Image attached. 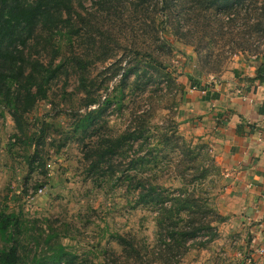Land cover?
<instances>
[{"label":"rangeland","instance_id":"1","mask_svg":"<svg viewBox=\"0 0 264 264\" xmlns=\"http://www.w3.org/2000/svg\"><path fill=\"white\" fill-rule=\"evenodd\" d=\"M252 3L249 11L213 10L199 20L193 0H174L171 12L181 23L198 20L179 39L154 25L162 12L153 5L135 10L126 0H66L58 26L28 47L50 65V80L45 97L23 114L21 129L0 98V213L19 222L20 264H45L57 245L113 264L122 254L117 234L133 235L138 246L156 244L154 212L135 204L136 193L118 178L137 153L151 160L144 173L174 188L194 176L191 147L207 143L214 154L210 141L180 120V108L193 80L208 87L235 65L264 56L261 4ZM83 86L98 102L86 106ZM134 127L142 135L128 140L113 176L97 171L88 148ZM222 173L213 195L225 220L215 224L216 238L191 243L176 264H263L264 255L251 249L264 240L258 198L232 191L233 179Z\"/></svg>","mask_w":264,"mask_h":264},{"label":"trees","instance_id":"2","mask_svg":"<svg viewBox=\"0 0 264 264\" xmlns=\"http://www.w3.org/2000/svg\"><path fill=\"white\" fill-rule=\"evenodd\" d=\"M105 1V0H101ZM136 10L137 6L153 5L156 12L161 13L156 27L169 29L180 39V35L190 32L191 25L198 20H185L191 23H181L174 17L171 8L174 0H126ZM261 6L260 18L257 27L264 35V0H258ZM198 11L199 20L209 11L230 16L239 13L242 9L249 11L252 0H193ZM66 0H0V98L5 102L7 111L19 129H21L23 114L29 111L38 99L45 97V84L50 80V65L33 57L28 52L31 43L38 44L42 33L51 31L58 26L63 14ZM156 16V15H155ZM232 20V18H228ZM154 20V19H153ZM221 27L224 21L217 20ZM263 56V55H262ZM258 57V56H257ZM260 57V56H259ZM264 82V61L256 68L255 77ZM250 79V81H253ZM197 86L196 81L191 82ZM17 87L13 90L12 85ZM199 87H201L199 85ZM202 88V87H201ZM87 95L86 106L98 102ZM13 95L14 100H11ZM108 101V100H107ZM103 103L101 104V107ZM99 111V109H98ZM241 126L236 131L240 133ZM142 133L139 128H128L125 133L117 136H108L94 146L88 148L87 157L97 156L94 166L105 168L110 177L113 176L116 161L124 160L125 146L137 140ZM160 144L162 142H159ZM167 144V143H166ZM209 145L198 142L190 148L194 176L185 182L178 180V186H165L156 176L144 173L146 165L151 162L145 155L133 154L126 162L128 170L119 176L120 183L126 182L127 190L136 193L135 204L142 205L154 212L156 244L150 243L138 246L131 234H117L115 239L121 246V259L112 261L113 264H176L189 249L191 243L204 246L217 236L215 224L225 220L215 205L213 192L218 189L222 179V170L215 161L214 154L208 153ZM184 160H181L183 162ZM177 173V172H176ZM18 221L11 214L0 213V234L3 247L0 249V264H20L22 262L18 238ZM45 264H109L105 261H86L79 255L65 250L57 245L52 254L46 257ZM264 264V262H263Z\"/></svg>","mask_w":264,"mask_h":264},{"label":"crops","instance_id":"3","mask_svg":"<svg viewBox=\"0 0 264 264\" xmlns=\"http://www.w3.org/2000/svg\"><path fill=\"white\" fill-rule=\"evenodd\" d=\"M262 61L264 56L235 65L208 87H187L180 120L210 141L217 163L233 179L231 190L254 194L258 204L252 208L264 218V82L253 79ZM233 256L240 257L238 251Z\"/></svg>","mask_w":264,"mask_h":264},{"label":"built area","instance_id":"4","mask_svg":"<svg viewBox=\"0 0 264 264\" xmlns=\"http://www.w3.org/2000/svg\"><path fill=\"white\" fill-rule=\"evenodd\" d=\"M253 247L251 248L254 252V254L257 256V257H261L262 255H264V240L262 242H260V244H255L252 245ZM251 250V251H252ZM248 261H250V258H248Z\"/></svg>","mask_w":264,"mask_h":264}]
</instances>
